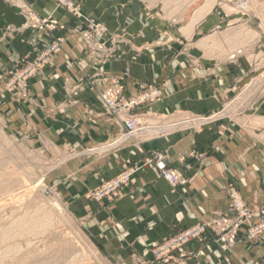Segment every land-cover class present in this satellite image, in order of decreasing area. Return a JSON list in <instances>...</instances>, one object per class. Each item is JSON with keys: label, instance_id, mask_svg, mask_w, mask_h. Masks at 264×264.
<instances>
[{"label": "crops", "instance_id": "0c3cea01", "mask_svg": "<svg viewBox=\"0 0 264 264\" xmlns=\"http://www.w3.org/2000/svg\"><path fill=\"white\" fill-rule=\"evenodd\" d=\"M100 1L83 0L86 13L100 14L109 21L113 32L125 30L127 33L121 57L103 69L113 75L130 70V77L124 81L125 97L138 94L139 83L160 88L162 101L147 107L151 114L188 112L208 116L221 111L233 90L242 86L235 67L209 59L204 49L196 48L201 53L199 58L194 56L195 49L188 57L174 41L164 49L157 46L161 42L158 36L152 40L154 50H145L144 45L157 32L142 27L143 16L133 8L132 1L117 0L116 6H128L121 15L112 13L113 0H103L102 5ZM27 2L42 17L53 16L67 28L77 23L71 14L58 9L53 0ZM105 3L110 9H102ZM129 10L137 11L136 16ZM129 14L137 19L134 24L128 23ZM220 23V16L210 14L198 30L202 35L208 34ZM24 24L19 9L0 0V72L11 68L20 58L35 57L28 44L33 32L23 29ZM194 26L183 36L185 40H192ZM56 35L66 38L65 50L34 80L32 99L18 103L8 97V107L3 111H8L13 129L24 127L32 137L40 133L47 151L70 148L77 153L58 172L63 182L62 194L71 199L78 213L89 216L88 222L109 254L118 256L121 264H264V239L254 244L244 238L232 250H224L206 238L175 252L174 262L170 263L158 261L152 251L155 244L214 218L215 213L231 215L228 196L231 185L251 208L264 205V99L237 118L207 125L197 133L181 132L143 139L139 143L129 141L117 151L91 155L88 150L112 140L121 128L105 116L94 92L81 93L75 104L67 102L71 87L92 71L85 63L80 68L72 63L85 57L86 46L81 37L70 32ZM42 37L50 40L47 35ZM214 42L207 38L200 46L213 47ZM153 152L165 155L166 165L181 172L189 181L186 188L171 187L153 165L143 168L131 185L119 193V202L105 207L91 203L86 197L85 192L96 188L101 179L114 178L129 165L142 164ZM104 226L108 231L101 235L99 230ZM245 232L246 227L240 235Z\"/></svg>", "mask_w": 264, "mask_h": 264}, {"label": "rangeland", "instance_id": "374dc122", "mask_svg": "<svg viewBox=\"0 0 264 264\" xmlns=\"http://www.w3.org/2000/svg\"><path fill=\"white\" fill-rule=\"evenodd\" d=\"M5 1L19 9L21 16L25 19V24L22 28L32 30L33 36L28 41V44L32 48L31 52L35 54V57L32 59L30 56L20 58L13 63L11 68L0 72V82H2L0 85V264H121L119 257L111 256L98 241L95 228L88 222L89 216L78 213L70 202L71 199H66L62 194L61 185L63 182L58 178V172L71 163L77 157V153L70 148H54L47 151L46 141L40 133L32 137V134L26 132L24 127L18 128V130L13 129L9 123V116H7L9 115L8 111L3 110L8 107V97L15 99L18 103H25L27 100L30 101L32 99L31 92L34 80L43 73L44 69L57 55L65 50L66 38L56 35L57 32H70L79 35L84 42L86 46L85 57L72 61L77 68L81 67L82 60L89 58L90 47L85 42V33L90 32L95 36L94 42L97 45L107 41L109 46H114V49L105 56L106 60L102 57H97V59H103L101 72L106 78L107 84L105 87L111 88L112 85L110 84L112 81L123 78L121 95L124 101L129 103L138 99L139 95H141L140 92L143 91L142 88H146L143 92H151V88L161 89L154 85L139 83L138 94L130 97L124 96V81L130 77V70H126L120 75H113L110 71L104 70L103 67L106 64H112L121 57V47L126 44L127 33L125 30L113 32L109 21L100 14H87L83 7V0H53L57 4L58 9L63 10L66 14H71L77 21L76 25L71 28H67L53 16L42 17L27 0ZM113 1L114 11L112 13L115 15H121L123 9L128 7L116 6L117 0ZM131 1L134 4L133 8L135 10L138 9L137 11L140 12L139 16H143L142 27L146 30H155L157 32L148 39L144 45L145 50H154L155 47L152 44V40L158 36L161 42L157 46L164 49V46L174 41L181 45L188 57L195 49L194 56L199 58L201 53L196 51V48L204 49L205 56L209 59L222 61L226 65L235 67L237 73H239V76L236 77L242 79V86L237 90H233L234 92L231 90L233 95L225 102L221 111L208 116L188 112L151 114L147 107L161 102L163 95L156 102H144L140 106L135 105L122 110L119 116V113L115 112L116 110H110L108 113L104 104L100 102L98 95L95 93L97 100L105 110V116L116 123L121 128V131L112 140L88 150V154L106 155L119 150L122 145H119V147L115 146L114 149L112 148L109 151L107 147L118 140L121 135L128 134L125 128L126 122H134L140 128L141 126L153 125L151 131L155 133L154 135H150L151 132H139L127 141L139 143L138 141L143 139L164 137L181 132L197 133L207 125L237 118L264 99V0ZM101 3H104V1L101 0L99 4ZM105 4L102 9H110V5ZM72 6L78 8V10L74 11ZM130 10L129 13L134 14L135 10L131 12ZM207 10L210 11L205 17L200 19L203 12L205 13ZM210 14L220 16L221 23L208 34L202 35L198 30L199 25ZM133 16H136V14ZM29 19L34 22L36 20H46L50 28L36 29L33 27L34 25L31 26ZM136 20L135 17L132 18L130 16L128 23L134 24ZM51 22L56 23L55 27L52 28L54 25ZM194 24L192 32L195 31V35H193L192 40L187 41L183 36L189 34L191 26ZM99 29H104V34L101 38L96 36ZM192 32L191 34H193ZM40 33L49 36L50 40L46 41L43 39ZM168 38H170L169 41L164 43V40ZM207 38L215 41L213 47L204 48L200 46V43ZM62 39L65 42L61 50L52 56L48 64L41 63L40 60L45 54L47 47ZM69 60H71L70 57ZM242 63L248 69H245ZM33 68L35 70L29 79L28 91L20 85L19 80L24 79L27 71ZM88 69L92 71V74L83 76L79 90L77 86L80 82L71 87L68 103H77L75 99L81 93L88 91L85 88L96 73L94 69L89 67ZM68 80L65 79L64 81L68 82ZM15 83L16 85H14ZM13 87H15L14 90ZM119 100L121 101L120 96ZM228 113L230 115H226ZM189 115L200 116L208 121L203 123L200 128L196 127L192 130H182L174 133L169 132L171 129L168 131V129L164 128L165 124H175V121H182L188 118L187 116ZM146 120H148V125H145ZM95 149L98 151L95 152ZM166 160L165 155L153 152L145 157L142 164L129 165L118 176L111 179H101L98 186L92 190H87L85 195L91 203L100 206L107 207L119 202L121 199L118 196L119 193L127 186H130L132 181L146 166H156L160 170L161 177L168 182L162 176V170H179L168 167L165 163ZM145 163L150 164L146 165ZM137 169L138 171L121 188L113 192L107 190V180H116L123 173ZM179 173L181 174L180 171ZM184 180L187 181L185 186L174 187L169 182L168 184L174 189L178 187L186 188L189 181L185 178ZM228 196L231 204V215L215 213L214 218L180 230L161 244H155L152 246L155 258L165 263L174 262L173 256L175 252L184 249L192 242H201L206 238L212 240L224 250H232L238 243L244 241V238L251 240L254 244L262 243L264 239V205L251 208L233 185L229 188ZM239 206L240 211H238ZM219 222L222 224L221 228L215 226ZM200 225H206L210 228L206 229L205 233L197 231L196 236L193 237L192 235L194 234L192 232H195L196 227ZM106 227L104 226L99 230V234L105 235L108 231ZM244 227H246V232L244 235H240V231Z\"/></svg>", "mask_w": 264, "mask_h": 264}, {"label": "built area", "instance_id": "2783aa9c", "mask_svg": "<svg viewBox=\"0 0 264 264\" xmlns=\"http://www.w3.org/2000/svg\"><path fill=\"white\" fill-rule=\"evenodd\" d=\"M61 4L62 2L59 1ZM68 4V3H67ZM74 5V4H73ZM73 7V6H72ZM74 11H77L78 8L73 7ZM29 22L31 23V26H33L34 28H38L40 30H43L44 27L50 28V26H48V21L46 20H36L35 22L32 21V19H29ZM51 24H53L55 27L56 23L55 22H51ZM77 33V32H76ZM104 34V29H99L97 31V35L98 37H103ZM84 37L86 39V44H88V46L90 47V52L88 53L89 58L82 60V63H85L87 65V67L92 68L95 70V75L92 77L91 81L87 84V87L85 88V90H88L90 92H94L98 95V98L100 100V102L102 104H104L105 109H107L108 113L110 112V110H116L115 112L120 114L122 113V110L128 109L131 106H140L141 104H143L144 102H156L157 100H160V98L162 97V91L159 89H154L151 88V92H143L144 90H146V88H142V92H140L141 95H139V98L136 100H133L131 102L128 103V101H124L121 93L123 90V78L122 79H117L115 81H110L112 85L111 88L105 87V85L107 84L106 82V78H104V75L102 74V68L101 66L103 65V59H107L105 56L114 49V46H109L107 44V41H105L102 44H96L94 41V37L90 32L85 33ZM32 41V40H31ZM65 42L64 39L51 44L47 47V50L44 52L45 54L43 55L42 59L40 60L41 63H49L52 56H54V54L58 53L61 48L63 43ZM97 57H102V60H99V58L97 59ZM39 65V64H38ZM35 70V68L28 70L26 73V76L24 79H20L19 83L20 85H22L26 90L29 91V79L31 77V75H33V71ZM81 83V82H80ZM78 84L77 87L78 90L80 89V85ZM16 85V83L14 84ZM109 85V86H110ZM104 86V87H101ZM15 89V87H13V90ZM119 96L121 101L119 100ZM118 115V114H117ZM117 116V117H119ZM188 118L182 120V121H178L175 124H172L171 127L172 129L170 130V132L174 133V132H180L182 130H192L194 128H200L203 123H205L206 121H208L207 119L201 118L200 116H195V115H189L187 116ZM120 119V118H119ZM121 121H123L122 119H120ZM128 134L127 135H121V137H119L118 140H116L114 143H112L111 145H109L107 147V150H111L112 148L114 149L115 146L119 147V145H123L125 142H127L128 140H130V137H133L134 135H137L139 132H144L146 131L147 133H150L151 128L149 126H141L137 127V124L132 122V123H127L126 122V126H125ZM95 152H97L98 150L95 149ZM146 164V163H145ZM150 163H147L146 165H149ZM138 171L137 170H133L131 172H125L123 173L121 176H119V178H117L116 180H107V190H110V192L116 191L118 188H121L122 185H124L125 183H127L129 181V179L132 177V175L134 173H136ZM162 176L174 187L177 186H185L187 184V181L184 180V178L182 177V175L179 173V171L177 170H172V171H168L166 169L162 170ZM242 208V207H241ZM240 211V206H239V210ZM243 212V211H242ZM246 212V211H245ZM215 226L217 228H221L222 224L216 223ZM214 227V226H213ZM197 229L195 230V232H192L193 237L196 236L197 231L200 233H205L206 229L210 228L206 225H200L196 227Z\"/></svg>", "mask_w": 264, "mask_h": 264}, {"label": "bare ground", "instance_id": "6f19581e", "mask_svg": "<svg viewBox=\"0 0 264 264\" xmlns=\"http://www.w3.org/2000/svg\"><path fill=\"white\" fill-rule=\"evenodd\" d=\"M228 3V2H227ZM240 7V6H239ZM204 11H206V10H204ZM206 13V12H205ZM203 14H204V12H203ZM203 14H202V16H203ZM197 18V17H196ZM176 122H178V120L177 121H175L174 123H176ZM145 125H148V123L146 122V124ZM155 126H157V125H155ZM165 127V129H168V131L170 130V129H172V127H169V126H171V125H168V124H165L164 125ZM149 127L152 129V127H153V125H149ZM159 127H161V126H159ZM161 130V129H160ZM163 130V129H162ZM151 132V134L150 135H154L155 133H153V131H150ZM170 132V131H169Z\"/></svg>", "mask_w": 264, "mask_h": 264}]
</instances>
